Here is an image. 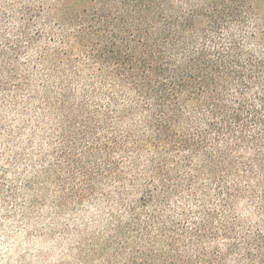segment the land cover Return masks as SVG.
Listing matches in <instances>:
<instances>
[{
  "label": "trees",
  "instance_id": "obj_1",
  "mask_svg": "<svg viewBox=\"0 0 264 264\" xmlns=\"http://www.w3.org/2000/svg\"><path fill=\"white\" fill-rule=\"evenodd\" d=\"M9 23L0 90L42 92L56 206L101 213L81 256L264 264V0H0Z\"/></svg>",
  "mask_w": 264,
  "mask_h": 264
},
{
  "label": "rangeland",
  "instance_id": "obj_2",
  "mask_svg": "<svg viewBox=\"0 0 264 264\" xmlns=\"http://www.w3.org/2000/svg\"><path fill=\"white\" fill-rule=\"evenodd\" d=\"M7 25L0 29L11 39ZM41 93L0 90V264H94L80 255L77 232L85 225L91 230L101 213L89 202L56 206L58 179L70 174L54 157L61 140L49 118L43 120Z\"/></svg>",
  "mask_w": 264,
  "mask_h": 264
}]
</instances>
